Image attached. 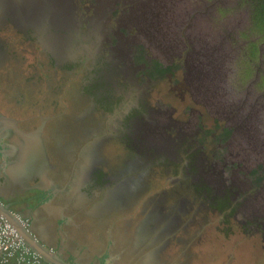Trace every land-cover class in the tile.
<instances>
[{
	"label": "rangeland",
	"instance_id": "374dc122",
	"mask_svg": "<svg viewBox=\"0 0 264 264\" xmlns=\"http://www.w3.org/2000/svg\"><path fill=\"white\" fill-rule=\"evenodd\" d=\"M82 1L76 0L74 7L72 0L73 10L68 9L65 13L64 24L67 29L61 47H68L70 51L77 49L74 38L80 35L77 25L80 22L78 16L83 11V4H80ZM85 1L87 4L89 0ZM120 1L112 3L108 21H114L120 13ZM163 2L164 9H168L165 19L172 26L179 28L183 25L182 21L192 20L196 26L190 28L191 31L197 39L204 40L208 52L209 49L213 50L210 54L212 59L210 64L203 59L199 61L205 67L210 65L204 72L207 76L200 81L197 79L198 74L192 72H189L191 77L185 81L181 64H176L173 70H162L161 73L157 68L154 72L142 71L143 75L140 71L137 73L140 81L148 80V77L152 79L143 94V100L154 106L170 105L175 120L184 123L190 121L186 129L188 132L198 124L202 125L203 131L198 134V139L206 155L205 162L215 160L213 152L219 157L226 155V158L231 153L236 159H241L239 164L243 168H249L248 172L243 169L237 171V179L243 181L249 178L253 185L264 187V77L261 71L257 73L255 70L258 67L264 69V41L258 44L263 53L259 50L257 56L251 59L249 42L256 41L263 34L250 29L249 4L243 0H220L219 3L215 0ZM6 5L27 11L18 0H3L0 7ZM103 6L100 3L101 10L99 8V12L88 17V30L83 37L101 38L99 27L95 29L93 25L103 17ZM124 6L128 13L130 5ZM50 9L44 8L38 21V27L43 32L45 23L49 21ZM51 11L54 13V9ZM224 27L235 28L229 41L222 39ZM173 30L174 34H168L166 38L168 46L177 37L175 28ZM219 39L221 41L218 44ZM153 40V46L147 50L142 48V51H148L146 60L143 59L144 53L136 54L135 60L143 63L153 61L155 67L159 65L157 61L164 66L171 65L173 58L168 53L159 52L160 48H165V44L157 42L155 38ZM67 42L70 44L67 45ZM156 46L160 47L157 49ZM187 58L192 63L191 68H198V58ZM73 65L76 66L69 71L55 68L38 52L33 38L25 37L11 25H0V105L14 117H28L24 125L29 129L39 121V117L33 116H57L54 127L57 134L55 137L53 135L54 138L45 134V145L57 150L62 166H65L64 174L70 172L75 162H79L82 183L90 182L96 175L101 178L100 185L91 184L90 187L98 189L99 195L106 196L107 203L100 209H113L115 215L111 219H117L120 224L118 231L124 235L122 244L128 250L127 254L125 251L128 256L120 264H264L263 241L253 229L256 221L249 220L238 205L243 194L239 192L233 195L239 209L234 207L225 213L215 208L224 203L217 198L215 203L212 202V189L194 185L190 177L181 173V166L155 161L152 154L148 158L129 149V137L122 134L116 125L122 110L127 105L131 106L132 96L119 99L117 103H121L122 108L117 106L105 113L91 105L89 92H82V82L88 79L92 70L84 71L77 62ZM185 87L193 91V97L204 102H195L183 91ZM197 89L208 91L201 94L195 91ZM211 91L214 95L207 96L206 93ZM180 95H185V98L181 99ZM19 99L22 100L20 107L14 105L17 100L19 103ZM228 101L241 103L240 110L242 114H247L248 123L246 130L231 138L222 137V125L225 122L223 116L229 115L230 110L226 104ZM107 118L110 121L107 122ZM91 140L95 142L91 144ZM188 154L181 149L183 160H189ZM225 177L227 181L232 177L229 168L224 170ZM204 188L207 189L206 193ZM88 194L80 192L76 196L77 204L87 199ZM263 196L264 193H252L249 196L246 204L250 211L263 210ZM185 205L189 206L187 213L183 212ZM171 227L176 231H170ZM183 232L187 234L185 238ZM118 237L115 231L112 232V240L115 238V244H111L112 251L119 256L122 250L116 244ZM105 244L102 240L100 247L103 249ZM97 245L92 241L88 248Z\"/></svg>",
	"mask_w": 264,
	"mask_h": 264
},
{
	"label": "flooded vegetation",
	"instance_id": "af4514ba",
	"mask_svg": "<svg viewBox=\"0 0 264 264\" xmlns=\"http://www.w3.org/2000/svg\"><path fill=\"white\" fill-rule=\"evenodd\" d=\"M48 1H50L51 4L48 3L47 0L41 1V3L36 2L30 6V10L28 11L27 6L24 5L26 1L22 0V4L24 2L23 5L26 7L27 11L25 12L24 10H21L20 12V10L14 9L8 16L3 13L0 7V25H11L14 29L21 32L25 37L33 38L38 47V52L43 55L44 59L48 60V63H52L55 68L57 67L69 71L73 68V66H76L73 64L77 62L80 64L81 69H83L84 71L92 70L89 72L88 79L82 82V92H89L91 105L99 107L100 110L104 111L105 113H107L108 110H114V107L119 106L120 108L121 103H117L119 102V99H123L131 95L132 104L130 107L129 105H127L126 108L122 110V113L119 116L120 118L118 120V124L116 125V127L120 129L119 131L122 134L125 133V135L129 137V144H127V147L138 154H143L148 158H150V155L152 154V156L156 158L155 161H166L170 165L174 164L176 166H181V173H183V175L186 177H190L194 185L199 187L201 186L202 188L208 186L209 189H212L211 200L213 203H215L214 201L216 198L224 203V205H222L223 208L214 206L215 208L221 209L225 213H228L233 210L232 208L234 207L236 209H239L238 205H240L241 209L245 212L244 215L249 220L256 221V226L253 229L259 233L264 247V206H262L263 210L253 212L250 211V207L248 208L246 204L248 202L249 196H251L252 193H255L256 195H261V193H264V187H262V185H259V187L257 185H253V183L249 181V178H246V180L243 181L237 179V171L243 169L244 172H248L249 168H243L239 164L241 159H236L235 155L231 153H228L229 158H226V155L219 157L216 152H213L215 160L210 163L205 162L206 155L203 153V146L199 143L200 139H198V134H201V132L203 131L202 125L198 124L194 129H190V131L188 132L186 131V129L189 127L190 121L184 123L182 121L175 120L173 118V115H171L172 109L170 105L154 106L146 103L143 100V94L145 93L146 89L149 88V85L151 84L150 80L152 79L148 77V80L146 79L144 81H140V75L137 74L140 71H144V73H148V71L154 72L157 68V71L161 73L162 70L165 71L169 68L170 70H173L176 64H181V67L184 68L185 81H187L191 77V74H189V72L198 74V81L207 76L206 74H204V72L205 69L210 65H206L205 67V65L199 61L203 59L204 62L210 64V59H212L210 54L213 50L209 49L208 52L206 50V43L204 42V40L200 41L199 39H197L196 35L193 33V31H191L190 28L196 26L195 24H192V20L189 19L186 21H182L183 25H180L179 28L174 27L177 37L170 46H168V43L165 39L164 41H161L165 44V48H160L159 52L163 54L168 53V55L173 58V63H171V65L164 66L159 61H157L159 65L155 67L153 61L149 62L148 60V63H143L135 60L134 58L136 54L144 53L143 59L146 60L148 51L146 52L144 50H147L149 46H153V43L155 42L153 40L154 38L151 39L153 37V35L151 34L152 31L143 28L142 33L138 27L132 25L128 18L127 21L124 19L123 23L131 24L132 26L129 25L123 27L122 23L117 22V19L115 21H108L106 19L108 22L107 24L105 23L106 21H103V19L98 29L99 33L101 34L100 39L94 38L92 36L87 39L85 37L86 35L83 37V35L88 30V24L86 22L88 21V17L93 15L95 9L93 5L96 4V0H94L93 2L89 0L87 1V4H85L86 1L84 0V2H80V4H83V11L82 14L78 16L80 22L77 26L80 35L74 38V42L77 46V49L75 50L76 52L74 51V53L70 54L69 58L63 59L66 53V47L61 46L64 44V40L62 38L66 37V31L62 30L60 32L54 26V24H52L50 26V29L48 30L50 32H59L61 38L48 36L47 33L45 34V32H43L38 27L39 22L35 21V18H31L30 22H28V18L29 16L31 17L33 15V9L36 10L35 6L39 7V5L42 4L46 7H54L56 5V11L62 13L63 10L67 11L71 8L73 10L76 5V0H73L74 7H71L73 5L72 0ZM122 1L125 2L126 0H121L120 6L124 5ZM215 1L219 3L220 0ZM145 2L147 4L149 0L148 2ZM1 3L2 2H0V5ZM138 4L139 3L137 2H134V4H129L130 8L136 9L133 12V16L137 14V10L143 12V8L145 9V7L141 9L142 5L136 6ZM212 4L214 5V3ZM212 4H210V6H212ZM8 7L9 6L6 5V8ZM143 15L144 13H142L141 18L143 17ZM14 16H19L22 21L18 22ZM147 27H151V25H148ZM224 28L225 29H222V39L224 38V41H229V39H231V37L234 35L233 32L235 31V28ZM145 30H147L148 32H145ZM140 33L141 35H139ZM137 36H141V38L133 40V37ZM220 41L221 39H219L218 44L220 43ZM156 47L158 49L160 46ZM142 48L144 49L143 51ZM139 49H141V51ZM259 50L261 51V47L259 48ZM261 53L263 52L261 51ZM188 56L193 59L198 58V68H191L192 63L188 62ZM255 70L257 73L261 71L260 73H263L262 77L264 76V69L262 67H258ZM144 73L142 72V75ZM199 85L202 84L199 83ZM203 88L204 86L202 87V89ZM194 89L196 88L194 87ZM183 91L188 93L195 102L201 103V101H203L193 97L194 93L190 88L185 87ZM195 91L203 94L202 92H207L208 90H202L201 92L200 89H197ZM206 95L212 97L214 94L211 91L206 93ZM180 97L181 99H183L185 98V95H180ZM203 99H206V97ZM21 102L22 100L19 99V103L17 100V102H14V105H18V107H20ZM226 104L230 110L228 111L229 115H227L226 117L223 116L225 122L222 125V137L228 136V138H231L234 137L236 133H240L242 130H246L245 127L248 126L246 119L247 114H242L240 110L241 103L228 101L226 102ZM116 111L118 110H115L114 112ZM107 116L109 117V115ZM39 119L40 122L43 121L45 123L44 134H48L49 138L53 137V135L55 137V133L57 134V130H55L54 127L58 119L57 116L47 115L46 117L41 116V118ZM107 119V122L110 121V118ZM222 137L220 139H222ZM93 142L95 141L91 140V144ZM46 147L47 151L53 154V162L55 166H52L50 169L49 167L47 168L48 172L50 174H53L59 170L60 160L58 158L56 149H53L47 145ZM181 149L185 153H189V160L182 159L180 155ZM83 153L85 155L86 151H84ZM73 165V173H76V171L80 167V163L75 162ZM226 168H229L230 173H232V177L228 181L226 180V177L223 178V173ZM81 180L76 183L77 187L81 188L80 192L85 191L86 193H89L88 199L81 201L84 203H74V205H76L77 207L73 208V215L77 223H79L81 226L78 225L73 227L72 233L74 235V239L70 240L68 243V239L66 238L67 242H65L67 246L65 249H67V253L70 254V256L67 257L66 260L77 264H79L83 259H88V257L82 258L78 255L80 252L79 250H77L78 247L82 245L84 246L82 249H86L91 246V242L93 241L96 244L98 243V245L93 249H99L102 241V239H100L102 235L98 236L96 233H94L89 237L88 230L86 229V227L89 226V222H91V216L89 213L90 205L88 203L90 202L91 204V201H94V203H96L99 201L98 197H100V195H98L99 190H94V187H90V185H100L99 181H101V178L99 179L96 175L90 182L87 183H82ZM98 188L100 189V187ZM206 190L207 189L204 188L205 193ZM239 192H241V194L243 195L240 196L239 203L238 205H236V202L233 200V195L239 194ZM202 194L204 193L202 192ZM73 196L76 197L77 195L74 194ZM262 199H264V196L262 197ZM185 208L186 209H183V212L187 213L189 206L185 205ZM26 223L28 225V222ZM114 231L119 236L116 244L118 246L120 245L122 253L121 250H119V252L121 253L122 258L120 255L119 257L115 258L113 262L122 263V259L128 256L125 255V251L127 254L128 250L125 247V244H122L124 235L120 234L116 228H114ZM170 231L173 232L176 231V229L171 227ZM101 232L103 231L101 230ZM183 234L185 238V236H187L186 232H183ZM110 250H112V247ZM134 256L136 257V255Z\"/></svg>",
	"mask_w": 264,
	"mask_h": 264
},
{
	"label": "crops",
	"instance_id": "0c3cea01",
	"mask_svg": "<svg viewBox=\"0 0 264 264\" xmlns=\"http://www.w3.org/2000/svg\"><path fill=\"white\" fill-rule=\"evenodd\" d=\"M12 117L11 112L0 105V215L3 217L12 215L16 223L21 224L22 220L28 222L32 237L40 239L43 248H47L48 245L50 248L48 249L55 256L66 260L70 256L67 250H64L67 247L66 238L68 243L74 239L73 227L80 225L73 215V208L77 207L74 205L75 202L77 203V197L73 195H78L81 190L76 184L78 178L76 173H73L74 165L70 172L64 174L65 166H62L63 162L60 161L59 170L50 174L47 168L55 166L53 154L47 151L46 145L44 151L39 148V140L43 139L44 146V138H40L42 135L38 138L30 136L28 138L31 139L28 141L25 135L16 131V126L26 135L29 134L27 130L34 129L35 126L30 129L26 127L24 123L28 121V117L24 115ZM42 154L46 158V164ZM31 166H33L32 170ZM34 167L38 168V175L32 174ZM27 175L31 177L24 180ZM36 184H40L41 189H37ZM98 198V202L88 203L91 222L86 229L89 236L94 233L98 236L102 235L100 239L107 244L104 245V250L101 247L99 249L78 247L77 250L80 251L78 255L82 258L88 257L79 264H120L113 262L120 255L113 254L112 250L110 252L111 244H115V238L112 240V232L114 228L118 230L120 224L117 219H111L112 215H115L113 209L107 207L105 211L100 209L107 203L106 196ZM105 234L108 236L104 237Z\"/></svg>",
	"mask_w": 264,
	"mask_h": 264
},
{
	"label": "water",
	"instance_id": "95a60500",
	"mask_svg": "<svg viewBox=\"0 0 264 264\" xmlns=\"http://www.w3.org/2000/svg\"><path fill=\"white\" fill-rule=\"evenodd\" d=\"M3 1V0H2ZM2 1H0V2H2ZM24 1H26V3L24 4V2H23V4L25 5V6H27V8H28V11L30 10V6L32 5V4H34V3H36V2H40L41 3V1H44V0H41V1H39V0H24ZM116 1H118V0H96V4L95 5H93V7L95 8V11L96 12H94V13H97V12H99V8H100V10H101V7H100V3L101 4H103L104 6H103V9H102V11L104 12V15H103V17L99 20V21H97V22H95L94 23V28L96 29V28H98L100 25H101V23H102V20L104 19V21L107 19H109V16H111L110 15V10H109V8H112L113 6V4L112 3H114V2H116ZM125 1V0H124ZM127 1V2H126ZM125 2H123L124 4H134V2H137V3H139L138 5H136V6H141L142 5V7H141V9L143 8V7H145V9L143 8V12H140V11H138L137 10V14L135 15V16H133V12H134V10H136V9H134V8H130V6H129V10H130V12L129 13H126V8H125V6L123 5L122 7L123 8H120V13L114 18V21L117 19V22H119V23H122V25H123V27H125V26H132V25H135L136 27H138L139 29H140V31L143 33V28H145V29H147V30H151L152 31V35L154 36V38L155 39H158V40H156L157 42H160L161 43V41H164V39L166 40V38H167V35L168 34H170V35H173L174 34V26H172L171 24H170V21L168 22L166 19H165V16H166V12L168 11V9L167 8H165L164 9V7H165V4H164V2H163V0H149V2H148V0H126ZM145 1H147L148 3L146 4V2ZM47 2L48 3H50V1H48L47 0ZM18 3L19 4H21L22 6H24L23 4H22V0H18ZM51 4V3H50ZM9 7L8 8H6V6H2L1 7V9H2V11H3V13L4 14H6L7 16L10 14V12L11 11H13L15 8H12V6L11 5H8ZM56 6V5H55ZM55 6L54 7H51V6H49V7H46L45 5H39V7L38 6H35L36 7V10L35 9H33V15L30 17L29 16V21L28 22H30L31 21V18H35V21H39V18H41L42 17V15H43V11H44V8H51V9H54V13H52V11H51V9H50V15H49V21L48 22H46L45 23V25H44V27H45V32L47 33V35L48 36H52V37H57V38H61L60 37V33L58 32V33H52V32H50L48 29H50V26L52 25V24H54V26L61 32L62 30H66L67 29V27H66V25L64 24V19H65V13H66V11L65 10H63V12L62 13H60V12H57L56 11V8H55ZM150 6V7H149ZM21 10H23V9H20V12H21ZM48 11V10H47ZM49 12V11H48ZM126 13V14H125ZM142 13H144V15H143V17L141 18V15H142ZM141 14V15H140ZM140 15V16H139ZM20 16V15H19ZM19 16H14L16 19H17V21L18 22H20V21H22L21 19H20V17ZM127 18L129 19V21L132 23V25L131 24H124L123 23V20L125 19L126 21H127ZM13 19V18H12ZM145 19V20H144ZM22 23V22H21ZM139 25V26H138ZM146 25V26H145ZM148 25H151V27H147ZM35 27H37V26H35ZM148 28H151V29H148ZM147 30H145V32H148ZM45 33V34H46ZM54 34V35H49V34ZM139 35H141V33L139 34ZM77 37V36H76ZM134 39L133 40H137L138 38H141V36H137V37H133ZM131 41H132V39H131ZM69 44V42L67 43V45ZM42 45V44H41ZM65 55H64V57H63V59H65V58H69L70 57V54H72V53H74V51H70V50H68V47H66L65 48ZM62 52V51H61ZM64 52V51H63ZM76 52V51H75ZM91 53V52H90ZM62 55V54H61ZM200 60V59H199ZM249 115H250V113H249ZM37 117H39V118H41V116L40 115H36V116H33V118H37ZM34 121H37L38 119H33ZM44 120V119H43ZM45 121V120H44ZM11 122H13V119H12V121ZM44 127H45V123L43 122V121H41L40 122V119H39V121H38V123L36 124V126H35V128L34 129H31V130H27V132H29V134L27 133V135H26V133H24L23 131H21L17 126H16V131L18 130V132L20 133V134H22V135H25V137L27 138V140L28 141H30V139L31 138H28V137H30V136H33V137H39V136H41L40 138H44L45 137V132H44ZM31 131V132H30ZM39 144H40V146H39V148L41 149V151H44L45 150V146H43V139H42V141L41 140H39ZM44 145H45V140H44ZM45 153V152H44ZM42 157H43V159H45L44 161H45V164H46V158H45V156L42 154ZM31 165V164H30ZM31 168V170H32V168H33V166H31L30 167ZM78 169V168H77ZM37 170H38V168L37 167H34V171L32 172V174H34V173H36V175H38V173H37ZM77 178H78V181L80 180V168L77 170ZM29 177H31V175H27L25 178H24V180H27ZM37 189H41L40 188V184H36V186H35ZM9 209V208H8ZM5 217V216H4ZM7 220H9V221H12V222H14L13 221V217H12V215H11V217H5ZM15 223V222H14ZM21 225H22V230L23 231H21V233H24V234H26V235H28L29 237H31L33 240H34V243L35 244H31L30 243V247L33 249V250H35L37 253H39L40 255H41V257L45 260V261H48V262H50V263H52V264H57V263H55L54 261H53V259L51 258V257H48L47 255H53V253H52V251L51 250H49L50 248H49V246L47 245V248L45 247V248H43L44 246L42 245L43 243L40 241V239L38 240V239H35L34 237H32V230L30 229V228H28V225H26L25 226V224H22L21 223ZM49 248V249H48ZM55 255V254H54ZM58 258V257H57ZM58 259H60L59 260V262L61 263V264H76V263H71V262H68V261H66L65 259H62V258H58Z\"/></svg>",
	"mask_w": 264,
	"mask_h": 264
},
{
	"label": "built area",
	"instance_id": "2783aa9c",
	"mask_svg": "<svg viewBox=\"0 0 264 264\" xmlns=\"http://www.w3.org/2000/svg\"><path fill=\"white\" fill-rule=\"evenodd\" d=\"M22 224L27 225L22 221ZM0 264H52L27 245L17 229L0 215Z\"/></svg>",
	"mask_w": 264,
	"mask_h": 264
},
{
	"label": "trees",
	"instance_id": "16d2710c",
	"mask_svg": "<svg viewBox=\"0 0 264 264\" xmlns=\"http://www.w3.org/2000/svg\"><path fill=\"white\" fill-rule=\"evenodd\" d=\"M243 1L245 3H248L251 8L250 18H249L250 29L253 31L254 30L258 31V33L260 34H263V36H259L256 39V41L249 42V48H250L249 57L252 59L255 56H257L259 52L258 44L264 41V0H243ZM221 208H223V206H221Z\"/></svg>",
	"mask_w": 264,
	"mask_h": 264
},
{
	"label": "bare ground",
	"instance_id": "6f19581e",
	"mask_svg": "<svg viewBox=\"0 0 264 264\" xmlns=\"http://www.w3.org/2000/svg\"><path fill=\"white\" fill-rule=\"evenodd\" d=\"M4 136V135H3ZM37 138V137H36ZM8 139V138H7ZM8 141V140H7ZM9 146H10V144H9ZM14 154V153H13ZM12 155V154H11ZM9 221V220H8ZM22 221H24V220H22ZM16 229H17V231H18V233L20 234V236L22 237V239L24 240V242L27 244V245H30V243L31 244H35L34 243V240L31 238V237H29L28 235H26V234H24V233H21V231H23L22 230V225L20 224V223H14V222H12V221H9ZM25 222V221H24ZM39 254V253H38ZM48 257H51L52 259H53V261L55 262V263H57V264H61L60 262H59V260L60 259H58L57 258V256H55L54 254L53 255H47Z\"/></svg>",
	"mask_w": 264,
	"mask_h": 264
}]
</instances>
